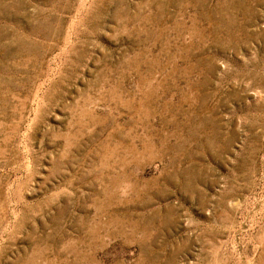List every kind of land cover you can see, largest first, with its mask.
I'll use <instances>...</instances> for the list:
<instances>
[{"label": "rangeland", "instance_id": "rangeland-1", "mask_svg": "<svg viewBox=\"0 0 264 264\" xmlns=\"http://www.w3.org/2000/svg\"><path fill=\"white\" fill-rule=\"evenodd\" d=\"M0 264H264V0H0Z\"/></svg>", "mask_w": 264, "mask_h": 264}]
</instances>
